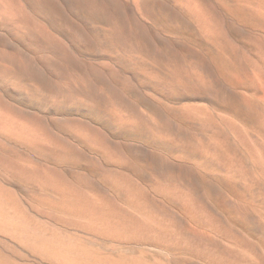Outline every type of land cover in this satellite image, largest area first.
Here are the masks:
<instances>
[{
    "label": "bare ground",
    "instance_id": "obj_1",
    "mask_svg": "<svg viewBox=\"0 0 264 264\" xmlns=\"http://www.w3.org/2000/svg\"><path fill=\"white\" fill-rule=\"evenodd\" d=\"M0 264H264V0H0Z\"/></svg>",
    "mask_w": 264,
    "mask_h": 264
}]
</instances>
